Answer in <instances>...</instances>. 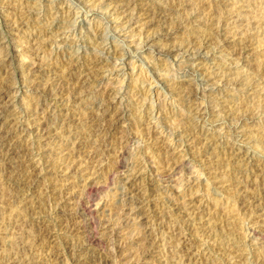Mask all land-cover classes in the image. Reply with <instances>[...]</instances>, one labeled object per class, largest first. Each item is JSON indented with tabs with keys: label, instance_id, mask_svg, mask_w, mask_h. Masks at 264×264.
Wrapping results in <instances>:
<instances>
[{
	"label": "rangeland",
	"instance_id": "rangeland-1",
	"mask_svg": "<svg viewBox=\"0 0 264 264\" xmlns=\"http://www.w3.org/2000/svg\"><path fill=\"white\" fill-rule=\"evenodd\" d=\"M0 264H264V0H0Z\"/></svg>",
	"mask_w": 264,
	"mask_h": 264
},
{
	"label": "bare ground",
	"instance_id": "bare-ground-1",
	"mask_svg": "<svg viewBox=\"0 0 264 264\" xmlns=\"http://www.w3.org/2000/svg\"><path fill=\"white\" fill-rule=\"evenodd\" d=\"M38 25V24H37ZM43 30V29H42ZM99 120V119H98Z\"/></svg>",
	"mask_w": 264,
	"mask_h": 264
}]
</instances>
